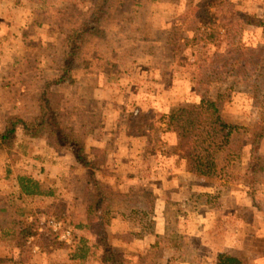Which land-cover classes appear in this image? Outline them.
<instances>
[{"label":"rangeland","instance_id":"374dc122","mask_svg":"<svg viewBox=\"0 0 264 264\" xmlns=\"http://www.w3.org/2000/svg\"><path fill=\"white\" fill-rule=\"evenodd\" d=\"M94 1L0 0V128L11 114L31 117V96L59 71L72 18ZM205 4L243 13L234 41L261 59L250 77L209 91L197 81L215 48L193 40L194 28L180 19ZM103 28L74 76L53 89L73 104L69 121L84 131L96 177L112 198L109 243L125 264H264V167L252 184L245 175L249 137L264 122V0H114ZM217 100L223 117L240 127L229 145L242 149L241 159L199 175L184 158L187 141L164 115L179 107L207 115ZM260 153L264 165V139ZM22 175L53 195H24ZM87 188L86 170L50 133L19 130L12 148H0V264H102L94 248L83 260L69 258L81 238L94 242L91 230L76 227L86 223ZM22 212L27 221L55 216L70 229L69 241L38 226L45 247L34 236L21 245Z\"/></svg>","mask_w":264,"mask_h":264},{"label":"trees","instance_id":"16d2710c","mask_svg":"<svg viewBox=\"0 0 264 264\" xmlns=\"http://www.w3.org/2000/svg\"><path fill=\"white\" fill-rule=\"evenodd\" d=\"M113 1L95 0L86 11L79 12L72 18L70 31L65 35V50L60 58L57 75L42 83L31 96L34 103L31 117L16 113L5 119L4 125L0 128V148H12L19 130L26 137L37 136L41 131L50 133L55 146L67 148L76 163L86 170L89 184L86 192V195L90 196L86 223L76 227L91 230L94 234L92 246L87 245V240L81 238V244L76 246L75 251L69 253V258L74 261L83 260L90 248H94L100 253L102 264H125L123 253L115 251L108 239L109 218L105 215L109 211L112 198L105 193L96 177L94 162L90 160L85 149L84 131L82 132V129H78L69 121L73 104L64 94L53 89L54 86L67 83L74 76L76 63L88 43L104 35L103 20ZM213 7L212 4L194 7L180 16L184 25L193 27L198 35L193 40L200 42L201 39H205V43L215 48L213 53L215 59L210 58L213 61L208 63L197 81V85L204 87L206 91L216 84H222L228 78L250 77L258 70L261 60L259 55H254V49L234 41L236 31L245 22V15L233 8L216 7L213 10ZM226 41L232 45V48L224 51L222 45ZM184 42L189 43L190 40L185 39ZM221 108L222 101L217 100L216 107L207 115L194 114L184 107L175 108L170 114L164 115L168 124L187 141L184 158L189 160L196 174L214 176L220 170L235 168L236 161L241 159L242 149L229 145L234 130L240 127L228 122L223 117ZM263 139L264 122L259 124L249 137V163L245 170L249 184L256 181L257 175L264 167L260 153ZM221 152H226L225 160H221L219 154ZM19 184L21 192L29 197L53 195L51 190L42 191L38 181L25 175L19 177ZM19 216L22 217L19 221L21 227L17 233L22 242L20 244L25 245L29 238L34 236L37 240L36 245L40 249L44 248L45 243L42 240L47 236L44 237V234L40 233L37 224L25 219V213L22 212ZM45 231L48 235L51 230ZM5 232L12 233L11 230Z\"/></svg>","mask_w":264,"mask_h":264},{"label":"built area","instance_id":"2783aa9c","mask_svg":"<svg viewBox=\"0 0 264 264\" xmlns=\"http://www.w3.org/2000/svg\"><path fill=\"white\" fill-rule=\"evenodd\" d=\"M28 220L40 227H49L66 241H69V238L71 237L70 229L65 228L64 223L53 215H32Z\"/></svg>","mask_w":264,"mask_h":264}]
</instances>
